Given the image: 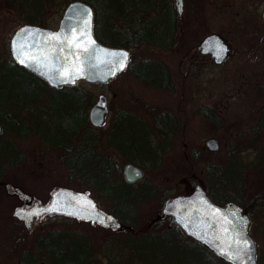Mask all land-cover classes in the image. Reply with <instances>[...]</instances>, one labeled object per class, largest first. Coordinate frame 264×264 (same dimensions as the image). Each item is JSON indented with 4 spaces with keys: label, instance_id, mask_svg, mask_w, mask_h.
I'll use <instances>...</instances> for the list:
<instances>
[{
    "label": "rangeland",
    "instance_id": "374dc122",
    "mask_svg": "<svg viewBox=\"0 0 264 264\" xmlns=\"http://www.w3.org/2000/svg\"><path fill=\"white\" fill-rule=\"evenodd\" d=\"M64 3L65 0H47L42 25L58 28L66 7ZM263 12L264 0H184L179 24L181 30L174 47L164 49L141 44L136 49L138 58L161 59L169 65L176 87L174 92L154 87L127 70L106 83L80 80L92 96L90 107L101 95L107 98L110 111L106 123L101 126L102 132L109 127L118 109L136 110L149 120V108L172 109L178 115L179 128L171 150L166 152L160 167L146 169L142 178L155 184L158 190L153 197L140 203L147 220L162 211L167 198L192 192L194 179L207 188L209 182L205 169L208 160L215 162L220 158L227 161L233 154L238 167L244 172L245 180L240 190L244 200L241 204L249 208L250 232L257 242L260 264L264 260V127H259L256 121L261 109H264ZM39 17L37 13L24 19L12 3L0 0V61L11 54L10 45L17 28L27 21L37 24ZM212 32L222 33L231 42V54L222 64H217L210 54L203 53L199 48L205 36ZM53 93V90H48L42 98H34V103L30 104L33 107L27 105L29 102L26 106L15 102L8 110L20 111L17 118L27 123V127L39 128L40 109L50 108L54 102ZM199 105L212 107L221 123L198 113L196 108ZM123 120L133 130L144 126L135 117ZM127 134L139 133L129 131ZM1 137L14 139L22 148L24 158L16 166L7 168L0 177V264H20L21 253L28 248L35 255L30 262L52 264L50 257L32 246L31 241L35 233L50 227L86 230L98 251L97 260L90 264H109L104 255L107 246L101 242L108 234L117 232L110 226L92 224L63 214L45 215L36 218L32 226H26L23 220L14 216V210L22 202L15 186L43 202H47L53 190L60 186L80 187L68 182L60 152L38 133L19 135L1 125ZM212 137L219 140L218 150H211L207 145V140ZM2 152L11 159L19 158L10 140L5 143V148L0 149V154ZM116 162H120L123 168L125 162L118 155ZM230 168L227 165L223 168L226 169L225 174L237 176L239 171L233 172ZM231 193L238 196V191ZM91 195L101 209L110 211L105 199L94 193ZM253 200H256L254 205L251 204ZM165 253L174 263L183 262L186 258L184 249L181 253L162 249L157 256ZM193 253L195 251H187V256ZM166 262L165 258L158 261L159 264Z\"/></svg>",
    "mask_w": 264,
    "mask_h": 264
},
{
    "label": "trees",
    "instance_id": "16d2710c",
    "mask_svg": "<svg viewBox=\"0 0 264 264\" xmlns=\"http://www.w3.org/2000/svg\"><path fill=\"white\" fill-rule=\"evenodd\" d=\"M46 1L8 0L24 19L40 14L37 24L41 25ZM70 1L65 0L64 7ZM84 1L89 2L95 10L97 37L104 43L126 46L131 50L126 70L154 87L174 92L176 87L166 62L150 57H136V49L141 44L164 49L174 47L181 30L174 0ZM152 10L154 16H151ZM48 90H53L54 102L49 109H40L42 116L37 120V125L41 127H27V123L17 118L20 111L8 110L15 102L25 106L26 102H29L27 105L33 104L34 98H42ZM91 103L92 96L80 81L52 86L46 79L17 62L12 50L11 54L0 61V124L19 135L38 133L60 152L68 182L80 188L83 186L81 190H89L95 196L105 199L110 211L122 222L123 226L117 232L108 234L101 242L107 246L104 255L109 264H159L158 261L164 258L167 259L165 264H231L188 235L177 222L169 221L168 218L160 219L158 215L147 220L140 203L153 197L158 191L157 186L146 179L138 181L137 185L136 182L126 181L123 174L119 176L123 168H118L115 163L117 155L124 162L137 163L145 170L163 164L179 128L177 113L172 109L149 108V120L136 110L118 109L109 127L102 132V127L94 126L89 119ZM196 111L221 123L210 106L199 105ZM126 117L140 119L143 128L139 126V130H133L124 122ZM256 123L264 127L263 108ZM129 131L139 134H127ZM9 140L16 147L19 158L11 159L7 153L2 152L0 177L7 168L16 166L24 158L22 148L14 139L1 137L0 149L5 148ZM230 156L227 161H221L220 158L215 159V162L208 160L205 169L209 182L207 189L216 201L234 199L243 203L240 190L245 180L244 172L238 167L233 154ZM226 165L231 166L229 170L233 172L239 171L238 175H226V169H223ZM233 190L238 191V196L231 193ZM16 191L21 195L22 190ZM255 201L251 204L254 205ZM31 241L32 246L45 256L48 255L52 261L90 264L98 258L96 244L84 229L50 227L35 233ZM162 249L180 253L184 249L186 258L183 262H171L167 253L157 256ZM187 251L195 253L187 256ZM20 258V262L26 263L34 260L35 255L28 248L22 251ZM261 264H264V260Z\"/></svg>",
    "mask_w": 264,
    "mask_h": 264
},
{
    "label": "water",
    "instance_id": "95a60500",
    "mask_svg": "<svg viewBox=\"0 0 264 264\" xmlns=\"http://www.w3.org/2000/svg\"><path fill=\"white\" fill-rule=\"evenodd\" d=\"M176 1L178 11L182 13L184 0ZM25 26H29L32 31L25 30L18 36L17 33L25 29ZM51 33L60 34L62 38L57 40ZM64 36L70 39L65 40ZM71 38H75L76 44L72 43ZM17 41H21L25 45V51L37 59L21 63L17 55ZM81 44L87 47L78 46ZM199 48L203 53L211 54L218 64L223 63L231 52L228 42L218 32L205 36ZM11 50L17 62L46 79L52 86L75 84L81 79L106 83L123 72L131 59V50L128 47L107 44L97 37L95 10L84 0H72L66 5L56 29L30 22L20 25L12 37ZM123 53L127 54L126 58ZM121 63L124 64L123 67ZM109 111L107 98L101 95L90 107V121L94 126H103ZM207 145L211 150L220 148L216 137L208 139ZM116 165L119 168L121 163L116 162ZM123 175L126 181L135 183L144 177L145 169L137 163L126 162ZM192 182L195 185L192 192L166 199L158 218H171V221L177 222L188 235L231 264H259L258 246L250 232V216L245 206L235 200L219 203L198 180L194 179ZM45 213L91 220L93 223L109 225L115 230L123 226L114 213L100 208L89 190L67 186L54 189L50 201L46 204L36 203L30 208L18 206L14 210V216L23 220L26 226H32L35 219ZM239 217L246 218V225L242 224ZM244 240L253 242L254 251L248 256L244 255L245 249L241 243ZM221 249L231 250L233 255L239 254L240 259H229L221 254Z\"/></svg>",
    "mask_w": 264,
    "mask_h": 264
},
{
    "label": "snow or ice",
    "instance_id": "6c2138e0",
    "mask_svg": "<svg viewBox=\"0 0 264 264\" xmlns=\"http://www.w3.org/2000/svg\"><path fill=\"white\" fill-rule=\"evenodd\" d=\"M181 2H182V0H181ZM25 30H27L29 32L32 31V29L29 26H25V29H21L17 33V35L20 36V33L24 32ZM51 35L57 40H60L62 38L61 35L57 34V33H51ZM63 39L68 40L70 38L68 36H64ZM71 41L73 44H76L75 38H71ZM93 43H94V41H93ZM78 46L85 47V48L87 47V45H82V44L78 45ZM17 48H18L17 55H18V58L21 60V63H28L31 60L37 59L36 56L30 55L28 52L25 51V45L21 41H17ZM126 55H127L126 53H123V56L125 58H126ZM123 66H124V64L121 63V67H123ZM238 219L242 222L243 225H246V223H247L246 218L239 217ZM241 243H243V245H244V249H245L244 255L245 256H248V254L250 252L254 251L252 241L244 240ZM221 254L228 256L229 259H232V260H239L240 259L239 254L233 255L231 250L225 251V250L221 249Z\"/></svg>",
    "mask_w": 264,
    "mask_h": 264
},
{
    "label": "flooded vegetation",
    "instance_id": "af4514ba",
    "mask_svg": "<svg viewBox=\"0 0 264 264\" xmlns=\"http://www.w3.org/2000/svg\"><path fill=\"white\" fill-rule=\"evenodd\" d=\"M174 4H175V6H176V9H177V11H178V6H177V1L176 0H174ZM183 6H184V4H183ZM264 13V12H263ZM178 14H179V17L181 18L183 15V10H182V13H179V11H178ZM155 15V13H154V11L152 10V14H151V16H154ZM218 33H220V32H218ZM223 37H224V39L228 42V44H229V46H230V41L227 39V37H225L222 33H220ZM202 42V41H201ZM231 47V46H230ZM231 51H232V49H231ZM206 54V53H205ZM207 54H209V53H207ZM229 54H231V52L229 53ZM211 55V54H210ZM218 64V63H217ZM222 64V63H221ZM126 70V69H125ZM124 70V71H125ZM122 73V72H121ZM119 75V74H118ZM104 95V94H103ZM126 163V162H125ZM121 167V166H120ZM119 167V168H120ZM8 184H11V183H8ZM11 185H13V184H11ZM14 188H16V190H20L21 191V189L19 188V187H17V186H15ZM23 191V190H22ZM21 191V196H22V202H21V204L19 205V206H23V207H25V208H30V207H32V206H34V205H36V203H39V204H46V203H48L49 201H50V199H51V197H50V199L47 201V202H43L42 200H40V199H38L35 195H30V194H28V193H23ZM54 191V190H53ZM23 193V194H22ZM52 195V194H51ZM98 203V202H97ZM245 208H246V211H247V213L249 214V216H250V224H251V215H250V213H249V208L247 207V206H245ZM45 215H50L49 213H45V214H42V215H40L39 217H42V216H45ZM38 217V218H39ZM73 217V216H72ZM75 218H77V217H75ZM78 219V218H77ZM80 220H82V219H80ZM85 221H88V220H85ZM90 222L92 223V224H96V223H98V222H95V223H93L91 220H90ZM100 224V223H99ZM103 225V224H102ZM105 226H109V225H105ZM112 228V227H111ZM113 229V228H112ZM257 257H258V263H259V256L257 255ZM52 262V264H67V263H64V262H58V261H51ZM20 264H34V262H26V263H24V262H20ZM70 264V263H69ZM71 264H73V263H71ZM260 264V263H259Z\"/></svg>",
    "mask_w": 264,
    "mask_h": 264
}]
</instances>
